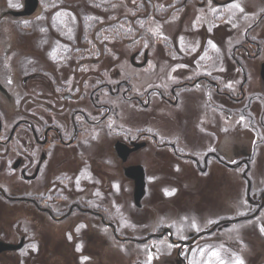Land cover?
Wrapping results in <instances>:
<instances>
[{
	"label": "rangeland",
	"instance_id": "obj_1",
	"mask_svg": "<svg viewBox=\"0 0 264 264\" xmlns=\"http://www.w3.org/2000/svg\"><path fill=\"white\" fill-rule=\"evenodd\" d=\"M141 1L40 0L41 6L34 16L13 23L4 14L21 8L22 0H0V71L5 82L19 84L24 76L39 71L51 80L54 88L50 95L44 88H35L50 96L46 102L32 94V88L23 91L11 85L10 92L18 98L14 103L0 99L3 110L7 105L23 119L28 117L29 110L42 108L54 121L66 125L67 112L77 107L94 120L96 114H104L94 109L89 100L103 83L114 88L115 94L110 96L106 89L96 93L99 104L110 106L111 115L93 126L80 114L84 123L78 139L71 147L50 150V162L36 183L25 186L7 173L0 176V183L10 193L42 194L45 187L56 182L61 196L66 198L62 201L79 200L83 208H100L108 216L106 221L120 227V236L143 239L157 227L175 225L177 238L187 240L188 232L213 229L218 220L252 213L244 193V166L228 169L215 162L217 157L212 153L220 154L229 163L249 159L248 176L253 182L252 190L256 191L264 186V130L257 135L250 129L249 120L241 121L235 113L226 121L227 114L214 108L221 107L220 97L206 81L197 90H177L176 106L162 103L154 93L147 109L137 102L123 101V91L129 90L131 98L141 97L153 88L168 93L169 87L183 80L202 77L221 84V91L231 89L237 93L234 69H228V61L218 56L221 51L217 47L209 52L210 45L203 38L206 11H198L193 0L188 9L174 14L167 7L160 10L158 3L166 0H149L146 6ZM61 8L65 12L54 16ZM256 10L244 8L242 14L235 9L239 15L235 19L244 22ZM33 18L38 19L29 24ZM242 35L241 29L231 39L240 42ZM252 36L262 38L264 45L263 21L248 33V37ZM212 38L216 40L215 36ZM146 47L150 51L148 64L145 69H134L129 56ZM260 60L245 62L248 82L244 88L248 97L261 92L257 80ZM53 71L56 78L49 75ZM122 81L127 84L116 94L115 84ZM71 90L75 100L67 106L53 95ZM140 99L146 104L143 97ZM253 106L255 125L264 115V98L254 101ZM14 114H6V120L10 121ZM145 134L148 136L143 138ZM152 135L160 140L158 145ZM129 138L146 141L149 149L142 155L139 154L144 150L132 154L127 164H122L112 152V143ZM171 144H175L174 150ZM243 146L253 152L241 154ZM204 154L206 165H201ZM126 165L145 167L149 183L141 208L134 206L132 182L123 176L122 168ZM58 191L49 193L56 195ZM22 206H1L2 235L5 240L16 242L24 233L30 239L33 236L37 244L30 243L28 238L23 252L4 254L0 264H71L75 258L77 264L79 250L74 249V244L80 234L81 264H107L105 251L109 249L115 255L112 264L174 262L176 249L166 240H149L145 244L118 242L89 215H74L62 224H38L33 208ZM16 222L25 224L18 232L12 228ZM103 236L108 240L104 241ZM206 247L208 252L212 249L210 257L206 256ZM160 248L162 254L158 253ZM193 254L188 256L189 264H264V216L236 221L230 230L200 237Z\"/></svg>",
	"mask_w": 264,
	"mask_h": 264
},
{
	"label": "flooded vegetation",
	"instance_id": "obj_2",
	"mask_svg": "<svg viewBox=\"0 0 264 264\" xmlns=\"http://www.w3.org/2000/svg\"><path fill=\"white\" fill-rule=\"evenodd\" d=\"M143 1V0H142ZM141 1V4L146 6L148 4L149 0ZM196 5V9L198 11H206V16L208 17L206 22V36L205 38L206 43H208L210 46L208 47L209 52L213 53V49L217 47L221 52H219L218 56H223L221 59L225 58L226 62L229 63L230 70L234 69L235 73L237 74V82H235V85L237 86V93H233L231 89H228L226 91L223 90L221 84L218 82L211 81V79H208L206 77H202L201 79H186L178 83L177 85H173L169 87L168 93L162 92L160 89L153 88L152 90H149L145 95L138 97V98H131V95L129 96L127 91H123L122 98L124 102L131 103V102H137L140 104V106L144 109H147L150 104V98L151 95L154 93L156 97L160 99L162 103L170 104L171 106H176L178 104V93L177 90H197L198 85L201 82H208V85L215 89L217 95L220 97L221 101V107L214 106L215 110L227 114V120H230L234 113L238 116L240 115V120L245 121L249 120V127L252 131L256 132L257 135H259V131L264 130V115H261L258 123L254 125L255 118L253 116L255 109L253 106V102L258 100L262 101V98H264V45L263 39L260 37L252 36L251 38L248 37V33L255 30L256 27L263 21L264 22V0H193ZM150 2V1H149ZM191 0H166V2L158 3V6L160 10L164 7H167L172 14L176 13L178 10H186L189 8ZM63 5V4H62ZM41 6L40 0H38V5L35 9V11L27 16V17H15L11 13L12 12H18L22 10L24 5L22 4V7L18 10H8L5 12V16L7 19L11 20L13 23H18L20 19L24 18H30L35 15V13L38 11L39 7ZM244 8L246 10H252V12L257 9L254 13H251V15H248V20L238 21L235 19V17H238L239 15L234 11L235 9L240 10L242 14H245ZM134 9V8H133ZM61 12H65L62 8L58 10L57 13H54V16L56 14H61ZM65 14V13H64ZM38 19V18H37ZM37 19H31L29 24H32L33 21ZM64 23H66L65 17L63 18ZM161 22L163 18L159 19ZM40 21V20H38ZM242 29V41L236 42L235 40H232L231 37L235 34L240 32ZM217 32V33H216ZM216 34V35H215ZM215 36V39L212 38ZM244 39V40H243ZM223 42V43H222ZM215 44V45H214ZM220 47V48H219ZM224 47V48H222ZM212 48V49H211ZM212 50V51H211ZM150 51L146 47L145 49H137L129 56V63L134 69H145L146 65L148 64ZM211 58V56H209ZM262 59L258 62V72H257V80H258V89L261 91L259 95L254 96H247L245 92V84L248 82V67L246 66L245 62L247 60H258ZM233 62V63H232ZM231 64V67H230ZM233 66V67H232ZM1 71H3V68H0ZM0 71V99H3L5 102H10L14 100L16 101L18 96L14 97L12 93L10 92L9 87L11 88V85H14L12 83L5 82V76ZM226 71V70H225ZM37 71H33L29 73L27 76H24L21 79V82L19 84H15L16 88L22 89L23 91L30 90L32 88L33 91L32 94H35L37 97H41L43 101L48 102L50 97L49 95L52 94L54 91L53 84L51 83V80L48 77H45L44 75H41L40 72L35 73ZM55 72H51V74L54 78H56L54 75ZM213 78V77H211ZM216 78V77H214ZM218 81V80H217ZM230 82H227L229 84ZM104 84V83H103ZM100 86L96 92L90 95V102L93 105L94 109L96 110H102L104 114H96L97 117L94 118H88L84 115V112L80 107H77L75 109H72L67 112V115L64 117L66 119V125L59 121H54V119L45 113V109L42 108H36L34 111L29 110L27 113L28 117H23V119H19V117L14 114L15 111H13L11 108H9L6 105V109L3 110L0 104V176L4 173L9 174L10 176H14L19 183H22L25 186H29L31 184H34L37 182L39 177L41 176L43 169L48 165L50 162L49 152L50 150L54 148H67L71 147L73 143L78 139L79 134L82 131L83 127V119L79 117L80 114L87 120V122H91L93 126H97L99 123L105 121L107 117L111 115V108L107 104H99L100 98L96 95V93L100 90L106 89L108 90V94L110 96H115L112 93V88L110 85H103ZM127 84V82H118L115 84V90L116 94H118L120 88L122 85ZM36 87L44 88V90H47L49 92V95L47 93L43 94L41 90H36ZM232 87V86H231ZM65 88L61 87L59 90H63ZM30 94V93H29ZM43 94V95H42ZM57 96V98H60V103L63 106H67V104L72 103L75 100V96L71 91L63 92V93H56L53 94ZM52 95V96H53ZM95 96V97H94ZM144 98V101L146 104H142V101L140 98ZM260 98V99H258ZM219 101V104H220ZM60 107V106H59ZM31 109V108H30ZM48 111L51 109L46 108ZM10 111V112H9ZM57 111V110H56ZM59 112V111H57ZM116 112V110H115ZM6 114H14L12 116L10 121L6 120ZM31 114V115H30ZM42 115V116H41ZM22 118V116L20 117ZM41 120H40V119ZM38 121V122H37ZM151 135V134H150ZM145 137L148 136V134L143 135ZM152 140L155 141V144L158 145V139L155 136H151ZM142 145V147H140ZM139 146V147H138ZM129 150V148L136 149L133 154H136L140 152L141 150H145L147 148V142H140L126 139L125 140H118L116 142L112 143V152L116 157L118 158L119 162L122 163L120 158L118 157V152L121 148ZM171 149H175V144L170 145ZM241 154L243 152L251 154L253 150H250L247 147L243 146V149H240ZM249 151V152H247ZM211 153H207L209 155ZM214 154L217 159H215V162L218 164L225 165L228 169H238L240 166H244L243 170V180L245 182V197H246V203L249 206L250 209H253L252 213L245 212L241 216L235 219H228L224 221H218L217 226L213 229V234L218 231H227L232 228L234 223L238 222H245V221H252L260 217L261 215L264 216V186H261L258 190L253 191V182L251 178H249V170H250V164L249 159L248 160H237L234 163H229L228 161H225L226 159L223 156H220V154L212 153ZM238 154V153H237ZM205 155V156H204ZM202 159L201 165H206V154H204ZM225 159V160H224ZM129 160V158H128ZM127 160V162H128ZM122 163V164H127ZM59 166H62V163L59 164ZM125 166V165H124ZM130 166V165H126ZM141 166V165H140ZM126 167L122 168V173L124 176V169ZM145 169V167H144ZM129 180V179H128ZM56 183V182H55ZM55 183H52L45 187L43 189V193H31V192H8V188L5 185H2L0 183V205L4 207H12L15 204L23 205L24 206H30L33 208L34 216L36 222L39 224L49 223V224H62L67 219H69L72 216L77 215H89L93 217V219H96L100 225L107 229L112 237L115 238L114 240H117L118 242H135L134 244H145L147 241H158L161 242L162 240H166L167 244L176 249L175 256H174V262L173 264H189V258L188 256L190 254L194 253L195 245L198 239L200 237L205 236V234L201 235L202 233H206V236H209V234L212 232L207 231L206 229H203V231L197 233L198 237L194 235L193 233H189L187 236V240H182L177 238V227L174 225L172 226H163V227H155L156 232L152 231L150 234L145 236L143 239H138L136 237H123L120 236V227H117L115 222L111 220H107L108 218L107 214L103 212L100 208H93V207H87L83 208V205L81 201L74 200V201H62V199H66L64 196H61V191H58L57 186ZM145 183L148 186L149 180L146 176V170H145ZM58 191L55 194L49 193L50 191ZM61 190V189H59ZM253 191V192H252ZM147 194V193H146ZM146 196V195H145ZM68 202V203H66ZM3 204V205H2ZM134 204V202H133ZM0 206V244H10L18 246V250H11L9 252H3L0 253V261H2V256L6 253H20L23 252L27 245V240L30 237L26 236L24 233L20 236H18V239L16 242L5 240L2 235V210ZM135 206V205H134ZM59 207V209L55 210L54 208ZM99 207V206H97ZM142 204L138 208H141ZM95 209V210H94ZM35 224V223H34ZM216 224V223H215ZM23 222H16L14 225H12V228L15 232H18L22 229V226H24ZM212 229V228H211ZM210 229V230H211ZM30 230H32V227H30ZM209 232V233H208ZM31 233V232H30ZM75 234V231H74ZM103 240H108L105 236H103ZM76 243L74 244V249L79 250V253L77 254V264L78 262H83L82 258V250H83V244L80 242L83 240L82 235H78L75 237ZM30 243H35L32 238L29 240ZM209 242L206 244L208 245ZM106 244V243H105ZM104 244V245H105ZM178 249V250H177ZM212 250V249H211ZM208 252L206 247V256H211L210 252ZM183 251L186 252V254ZM153 252H156V250H153ZM159 254H162V249L158 250ZM200 254L199 252L197 253ZM82 255V256H80ZM194 255V254H193ZM192 255V256H193ZM200 257V255H199ZM87 261V259H86ZM242 261V260H241ZM71 264H76V258L73 259ZM136 264H146L145 262H137ZM165 264V263H164Z\"/></svg>",
	"mask_w": 264,
	"mask_h": 264
},
{
	"label": "water",
	"instance_id": "obj_3",
	"mask_svg": "<svg viewBox=\"0 0 264 264\" xmlns=\"http://www.w3.org/2000/svg\"><path fill=\"white\" fill-rule=\"evenodd\" d=\"M23 3H24L23 10L18 11V12H12L11 14L13 16L27 17L31 15L35 11L38 5V0H23ZM135 150L136 149L125 150V151L120 150L119 156L122 158L123 161H126L128 155L134 152ZM124 175L125 177L134 181L133 201L136 206H139L140 201L142 200L144 196V171L140 166H130L124 169ZM15 249L17 248L14 246H11L8 244H0V253L5 252V251H10V250H15Z\"/></svg>",
	"mask_w": 264,
	"mask_h": 264
},
{
	"label": "bare ground",
	"instance_id": "obj_4",
	"mask_svg": "<svg viewBox=\"0 0 264 264\" xmlns=\"http://www.w3.org/2000/svg\"><path fill=\"white\" fill-rule=\"evenodd\" d=\"M149 149V147H147L144 151H142V152H140V154L139 155H142V154H144L147 150ZM144 171H145V169H144ZM127 179V178H126ZM128 180V179H127ZM130 182H132V185H133V189H134V183H133V181H131V180H129V183ZM144 191H145V193H147V184L145 183V179H144ZM244 193H246L245 192V187H244ZM132 195H133V191H132ZM145 198V197H144ZM144 198H142V199H144ZM146 199V198H145ZM245 199V198H244ZM142 201L143 200H141V202H140V204L142 203ZM235 218H237V217H231V218H229V219H235ZM221 220H224V219H221ZM218 221H220V220H218ZM218 221H216V222H214V223H216V224H213L212 226H214V227H216L217 226V222ZM211 226V227H212ZM209 229H210V227H208L207 228V231H209ZM213 230V229H212ZM212 230L210 231V232H212ZM218 231L219 232H221L219 229H218ZM218 231H216V232H218ZM215 232V233H216ZM191 234V233H193L194 235H196L197 236V238H199L198 237V234H197V232L196 231H194V232H188V234ZM209 233V232H208ZM203 234H205L206 235V233H202L201 235H203ZM211 234V233H210ZM209 234V235H210ZM212 234H213V232H212ZM105 253H106V256H107V260L108 261H106V263L107 264H112L113 262H115L113 259L115 258V255H114V253H113V251L112 250H107V251H105Z\"/></svg>",
	"mask_w": 264,
	"mask_h": 264
}]
</instances>
